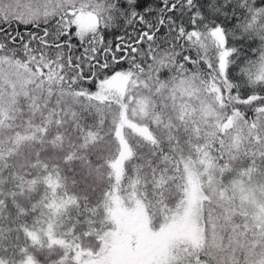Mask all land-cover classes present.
I'll use <instances>...</instances> for the list:
<instances>
[{"label":"snow or ice","instance_id":"1","mask_svg":"<svg viewBox=\"0 0 264 264\" xmlns=\"http://www.w3.org/2000/svg\"><path fill=\"white\" fill-rule=\"evenodd\" d=\"M0 264H264V0H0Z\"/></svg>","mask_w":264,"mask_h":264}]
</instances>
